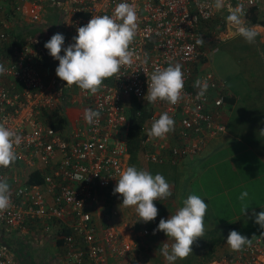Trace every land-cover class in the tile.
Here are the masks:
<instances>
[{
  "label": "built area",
  "instance_id": "built-area-1",
  "mask_svg": "<svg viewBox=\"0 0 264 264\" xmlns=\"http://www.w3.org/2000/svg\"><path fill=\"white\" fill-rule=\"evenodd\" d=\"M120 2L0 0V64L6 69L0 74V122L21 137L14 163L0 167V179L9 184L11 198V206L0 213V228L23 234L29 224V230L34 228L43 237L53 228L72 229L74 236H64L66 243L77 247L69 254V264L81 260L107 264V255L122 258L132 249L111 226L98 227L88 209L100 194L114 189L118 172L125 167L131 100L154 108L143 125L141 141L151 162H161L167 154H182L183 142L185 146L191 144L189 141L203 144L205 137L223 132L219 108L224 103L221 90L225 84L205 68L215 51L210 45V25H215L222 11L226 20L229 6L242 4L244 13L249 8L264 11V0H225L219 11L214 0H127L136 10L138 24L130 49L141 59L147 53L148 63L141 64L134 57L131 66L121 67L112 82L103 83L96 94L68 86L57 76L52 84H45L38 65L45 64L51 74L58 61L46 53L45 39L30 33L33 27L48 25L62 32L63 47H67L74 43L72 37L78 27L86 25L92 16L113 15ZM48 10L57 14L50 18ZM200 39L202 44L197 43ZM177 63L183 72L182 99L176 105L163 101L148 104L144 96L151 72ZM198 80H206L209 85L201 98L197 97ZM76 91L78 103L98 111L100 116L91 124L84 116L76 127L68 129L66 124L62 134L46 122L44 112L58 110L65 116L67 96ZM163 112L174 119V130L163 139H149L147 131L153 118ZM169 139L181 142V146H168ZM155 140L160 141V153L149 149ZM34 172L39 173L41 181H31ZM143 232L147 234L148 230ZM59 261L54 257L50 264ZM0 264H15V255L9 256L1 241ZM208 264H264V236L240 253Z\"/></svg>",
  "mask_w": 264,
  "mask_h": 264
},
{
  "label": "crops",
  "instance_id": "crops-1",
  "mask_svg": "<svg viewBox=\"0 0 264 264\" xmlns=\"http://www.w3.org/2000/svg\"><path fill=\"white\" fill-rule=\"evenodd\" d=\"M263 12L249 8L244 15L246 26L257 33L251 43L244 38H242L244 41L241 43L243 51L240 59L245 62V73L251 72L254 78L252 81V77L250 78L251 85L246 90L236 92L227 85L225 80L216 77L208 70L210 60L205 67L207 71L211 72L217 79L223 80L225 84L221 90L224 103L219 108L221 111L219 121L224 126V131L205 137L202 141L203 144L189 141L191 144L185 146L186 143L183 142L184 152L179 155L167 154L160 162L161 164L147 160L143 150L136 163H131L129 153L125 156V167L136 166L138 169L148 171L150 167L148 164L160 165L159 168L163 172L160 174L171 186L172 195L170 197L153 202L158 208L156 219L144 223L145 226L140 221H134L133 224L127 223L128 225L125 223H116L117 225L111 222L110 224L100 223L95 212L96 206L102 201L105 204L104 212L101 215L104 216L106 212L109 217H113L110 202L119 195L114 194L113 189L104 191L102 195H99L97 202L88 207L98 227L111 226L121 239L131 244L132 249L127 256L112 258L111 255H107V264L166 263L160 254V249L164 243L171 244L172 240L160 231L153 234L154 229H156L161 218L167 219L169 215L175 213L178 207H182L183 199H186L190 194L199 195L208 204L204 222L205 232L203 237L197 238V242L192 245V248L194 246L199 248V251L192 250L196 261L194 263L186 262V259L192 257L190 254L184 260H177L175 264H208L240 253L243 249L233 251L226 243L227 235L232 230H236L252 241L264 236V229L254 223V217L251 215L253 210L257 213L264 210V135L260 133L261 130H264ZM225 16L226 13L222 11L217 17L215 25H210L213 35L210 45L215 50H217V41L223 43L241 36L235 26L224 20ZM254 17L255 21H253ZM47 26L35 25L30 33L42 36L46 42L56 33L63 34L60 31L48 29ZM45 51L49 54L47 49ZM61 54H63V50ZM38 68L43 82L52 84L53 79L56 78L55 70H51L52 73L50 74L45 64L38 65ZM79 99L80 96L77 91L72 96H67L64 114L67 118L68 129L76 127L80 121L83 122L86 109L78 103ZM255 99L259 101L257 102ZM153 142L154 144L149 147L150 151L160 153V146L157 145L160 141L155 140ZM167 143L170 147L179 148L181 146V142L173 139H169ZM198 147L199 149L195 150ZM157 173L159 172L157 171ZM256 184L259 185L256 186ZM232 190H235V193ZM244 191L248 192V197L242 202L239 196ZM243 203L249 205L244 214L242 213ZM135 217L139 218L137 214ZM65 228L68 227L53 228L50 233H46L45 237L34 228L29 230V224H27V232L23 234L20 232L16 234L14 229L0 228V241L6 246L9 256L15 255V264H50L54 257L60 259L58 264H69V254L77 251V247L64 241L65 235L74 236L73 230L70 228H68L69 233L65 234ZM144 229L148 230L147 234H144ZM220 232L225 234L215 239V236ZM153 241L157 242L153 245ZM149 244L154 246L152 250H154L153 253L156 257L152 263H143L142 257L144 260L151 258L148 250L143 247ZM204 248L208 249L205 250ZM75 264H88V261L81 260Z\"/></svg>",
  "mask_w": 264,
  "mask_h": 264
},
{
  "label": "clouds",
  "instance_id": "clouds-1",
  "mask_svg": "<svg viewBox=\"0 0 264 264\" xmlns=\"http://www.w3.org/2000/svg\"><path fill=\"white\" fill-rule=\"evenodd\" d=\"M225 0H214L216 10H222ZM227 22L235 26L239 35L251 43L257 33L246 26L243 19L245 13L243 5L229 6ZM138 31L137 13L134 6L121 0L115 8L113 15L92 16L86 25L76 29V35L72 37L74 43L62 47L65 37L56 33L44 44L49 55L57 60L55 68L56 76L66 82V85H76L81 90L96 94L104 80L118 74L121 67L131 66L135 60L141 64L148 63L147 53L143 59L136 56L130 49ZM197 43H203L200 39ZM63 50V55L61 51ZM135 57V60H134ZM5 67L0 64V74L5 72ZM199 92L197 97H204L209 85L205 81H197ZM184 87L182 65L169 64L167 67H156L150 74L147 82V93L144 99L148 104L163 101L176 105L182 99ZM100 113L92 109H86L84 119L91 124L99 119ZM175 121L167 113H160L154 117L151 127L147 131L149 139H163L174 130ZM264 135V130L260 131ZM21 137L5 123L0 122V167H9L17 158L15 148L19 145ZM114 194H119L124 207L135 209L139 216L138 221L151 222L158 215V208L153 203L156 200L167 199L172 195L171 186L162 174L153 175L147 170L138 169L136 166H126L119 170ZM248 192L240 194V201H245ZM182 207H178L174 214L167 219L161 218L154 229L163 232L172 242L164 243L160 254L168 262L175 264L177 260H184L192 254V245L197 238L204 235V222L208 209L199 195L190 194L182 201ZM11 206L10 186L6 180L0 179V213ZM247 203L242 204V213L248 208ZM254 223L264 229V210L252 211ZM226 243L233 251L242 250L250 246L252 240L241 235L236 230L228 233Z\"/></svg>",
  "mask_w": 264,
  "mask_h": 264
},
{
  "label": "rangeland",
  "instance_id": "rangeland-1",
  "mask_svg": "<svg viewBox=\"0 0 264 264\" xmlns=\"http://www.w3.org/2000/svg\"><path fill=\"white\" fill-rule=\"evenodd\" d=\"M242 38L243 37L240 36L237 39H233L223 43L217 41V45H216L217 50H215L209 58L210 68L208 70L211 71L216 77L225 80L227 85L230 86L236 92H241L243 90H246V88L249 85H251V81L254 79L252 77L251 72L247 71L249 72V74L245 73L246 72L245 62L242 59H240V56H242L241 52L243 51V48L241 47V43L244 41ZM255 100L257 102L259 101L258 99ZM258 185L259 184H256V186ZM232 191L235 193V190ZM121 203H122V198L119 195H117V197H114L113 200L110 202V207L112 208L111 212L113 214V217H109V215L106 212L104 213V216L101 215L102 212H104L105 202L102 201L101 204L97 205L95 214L98 216L97 219L99 220V222L100 223L103 222L104 224L106 223L110 224L111 222L114 225H117L116 223L119 224L125 223L126 225H128V224H133L134 221L138 222L140 218L135 217L136 214L135 209L131 207H124L123 205H121ZM140 222L145 226L143 221ZM224 234H225L224 232H220L215 236V239H218V236H222ZM155 242L157 241L152 242L153 245ZM194 242H197V240ZM153 245L149 244L148 246L146 245L143 246L148 250V253L151 256V258L146 259L148 261L144 260V258L142 257L143 263H149V262L152 263L154 257H156V255H154L153 253L154 250H152L154 249ZM204 249L207 250L208 248H204ZM192 250L199 251V248L194 246ZM195 261H196V257L193 254L191 258L186 259V262L188 263H194ZM164 264H168V262L166 261V263Z\"/></svg>",
  "mask_w": 264,
  "mask_h": 264
},
{
  "label": "trees",
  "instance_id": "trees-1",
  "mask_svg": "<svg viewBox=\"0 0 264 264\" xmlns=\"http://www.w3.org/2000/svg\"><path fill=\"white\" fill-rule=\"evenodd\" d=\"M57 13L53 10H48L47 16L49 15L50 18ZM255 17L253 21H255ZM48 29H52L50 26L47 27ZM13 33H16L14 31ZM17 36V35H16ZM20 37V36H17ZM112 77L104 80L103 83H111ZM132 102V109H131V115H130V127L129 132L127 136V152L130 154V161L131 163H136L139 159V157L142 154V150L144 151V146L141 145V141L144 138L143 132V125L145 121L151 116V113L153 112L154 108L143 104L142 102H135V100H131ZM138 112V113H137ZM45 113V120L46 122H51L50 125L58 132H61L62 134H65L66 130V124L67 120L64 115H61V113L58 112V110H53L50 112H44ZM138 159V160H137ZM162 162V161H161ZM156 163V162H154ZM160 163V162H158ZM161 164V163H160ZM150 165L149 172L155 175L157 171L160 173H163L162 170L159 168V166ZM154 166V167H153ZM157 170V171H156ZM31 181L32 182H39L41 181V176L38 172L31 173ZM65 234L69 233V229H64Z\"/></svg>",
  "mask_w": 264,
  "mask_h": 264
}]
</instances>
